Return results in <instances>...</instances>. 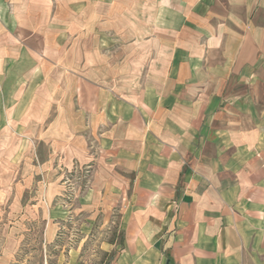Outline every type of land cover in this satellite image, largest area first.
I'll return each instance as SVG.
<instances>
[{"label": "crops", "instance_id": "obj_1", "mask_svg": "<svg viewBox=\"0 0 264 264\" xmlns=\"http://www.w3.org/2000/svg\"><path fill=\"white\" fill-rule=\"evenodd\" d=\"M86 169L109 264H264V0H0V214Z\"/></svg>", "mask_w": 264, "mask_h": 264}, {"label": "rangeland", "instance_id": "obj_2", "mask_svg": "<svg viewBox=\"0 0 264 264\" xmlns=\"http://www.w3.org/2000/svg\"><path fill=\"white\" fill-rule=\"evenodd\" d=\"M86 169L78 176L65 177L61 206L69 219L59 224L58 232L46 235L48 222L38 205L14 217L8 207L0 214V264H109L116 255L110 245L117 242L119 223L113 215L110 221L96 217L87 223L72 214V202L89 174ZM75 184V185H74ZM34 202V201H33ZM71 215V216H70ZM101 216V215H100Z\"/></svg>", "mask_w": 264, "mask_h": 264}]
</instances>
